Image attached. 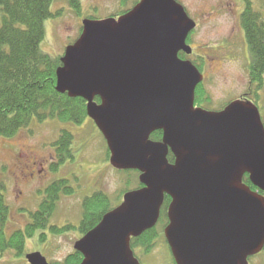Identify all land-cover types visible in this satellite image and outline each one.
<instances>
[{
    "label": "water",
    "instance_id": "95a60500",
    "mask_svg": "<svg viewBox=\"0 0 264 264\" xmlns=\"http://www.w3.org/2000/svg\"><path fill=\"white\" fill-rule=\"evenodd\" d=\"M196 26L177 0H140L119 17L85 19L61 58L56 90L87 101L111 164L140 171L143 184L75 243L80 264H140L131 239L156 226L165 194L177 264H248L264 248V196L243 182L249 174L264 192L261 114L242 99L222 111L195 107L204 76L179 53H193ZM26 258L50 264L41 252Z\"/></svg>",
    "mask_w": 264,
    "mask_h": 264
},
{
    "label": "rangeland",
    "instance_id": "374dc122",
    "mask_svg": "<svg viewBox=\"0 0 264 264\" xmlns=\"http://www.w3.org/2000/svg\"><path fill=\"white\" fill-rule=\"evenodd\" d=\"M132 1L122 7L121 0H80L81 14L78 15L69 0H56L51 10L60 14L46 20L43 51L63 55L79 38L85 19H107L123 9H132L136 5ZM178 1L198 23L189 37L194 47L189 59L201 66L206 76L203 86L208 97L203 98L202 105L218 110L259 86L257 97L251 95V98L264 123V81L261 84L252 78L250 52L241 25L245 3L242 0ZM253 7L264 18V0H253ZM63 130L74 136L73 156L53 168V144ZM63 179L68 181L73 193L61 195L48 226L27 239L22 256L7 251L0 256V264H29L26 255L34 252H41L50 264H64L67 255L74 251L76 241L83 236L79 226L85 198L100 192L108 198L109 208H115L125 191L137 188L140 182L136 170L118 169L111 164L107 141L90 117L82 123L61 119L40 122L33 118L14 137L0 138V192L11 208L6 232L9 223L11 229H24L32 221V212L40 208L43 190L53 181ZM156 238L149 251L141 246L135 249L140 264H175L164 235ZM248 261L264 264V252Z\"/></svg>",
    "mask_w": 264,
    "mask_h": 264
},
{
    "label": "trees",
    "instance_id": "16d2710c",
    "mask_svg": "<svg viewBox=\"0 0 264 264\" xmlns=\"http://www.w3.org/2000/svg\"><path fill=\"white\" fill-rule=\"evenodd\" d=\"M56 0H0V138L14 137L19 131L28 126L33 118L43 122L48 119H61L82 123L87 117V102L81 97H70L56 90L57 69L62 65L63 55H51L42 49V42L46 36L45 23L51 17L59 15L51 8ZM132 0H121V6H127ZM245 8L241 13V25L245 40L249 48L251 63L250 73L255 81L262 82L264 77V18L253 7V0H242ZM76 13L81 14L80 0H69ZM137 4L139 0H133ZM129 11L123 9L117 17ZM186 58L187 55L180 54ZM250 90L247 96L255 95L257 91ZM207 96L203 83L196 92V101L202 105ZM208 97V96H207ZM100 101L99 98H96ZM162 132L152 134L153 139H161ZM73 134L63 130L54 142L57 160L52 163L53 168L73 156ZM107 155L110 151L107 148ZM169 160L174 161V155L169 154ZM244 182L252 186L249 176ZM142 186L139 183L140 187ZM67 180H55L43 190L40 208L32 212V221L24 230H17L11 235L6 232L11 208L6 196L0 192V253L15 249L18 256H22L25 249L26 237H31L40 228L48 226L50 217L57 206L62 194H71ZM171 198L166 195L161 209L160 224L168 223V208ZM108 198L100 192L85 198L84 214L80 223L82 234L93 229L103 215L113 208H109ZM56 231L55 227L53 228ZM160 236L156 228L132 238L131 247L141 246L149 251L154 246L156 237ZM43 240L44 238L41 237ZM83 255L78 251L69 253L65 264H79ZM175 262V261H174ZM176 264V263H175Z\"/></svg>",
    "mask_w": 264,
    "mask_h": 264
},
{
    "label": "flooded vegetation",
    "instance_id": "af4514ba",
    "mask_svg": "<svg viewBox=\"0 0 264 264\" xmlns=\"http://www.w3.org/2000/svg\"><path fill=\"white\" fill-rule=\"evenodd\" d=\"M194 48V47H193ZM194 51V50H193ZM193 55V54H192ZM202 73H203V71H201ZM203 75H204V79L206 78V76H205V74L203 73ZM246 95V94H245ZM245 95H243V96H240V98H246V97H249V96H245ZM195 105L196 106H203V105H199V104H197V103H195ZM203 107H205V106H203ZM205 108H208V109H211V108H209V107H205ZM163 135V134H162ZM153 139V138H152ZM153 140H155V141H161L162 140V136H161V139H153ZM57 155H56V152H54L53 154H51V158H52V163H54V162H56V160H57V157H56ZM54 160V161H53ZM31 222V220L29 221V222H27L25 225L27 226L29 223ZM161 222H158V224L156 225V231H158L159 232V234L160 235H164L165 233V227H166V225L169 223V221H168V223L165 225V226H163L162 224H160ZM11 223H9V231L7 232V234H9V235H11L13 232H15V231H17V230H24V229H11L10 228V225ZM18 224V223H17ZM18 225H23L22 223H19ZM7 226H8V223H7V225H6V230H7ZM25 226V227H26ZM159 228H161V230L159 229ZM11 230V231H10ZM36 233V232H35ZM35 233H33L32 235H31V237L35 234ZM83 235V234H82ZM31 237H26V242H27V239H29V238H31ZM74 250H75V248H74ZM8 251H13L15 254H16V250L15 249H10V250H8ZM7 253V251L6 252H3V253H0V256H3V255H5Z\"/></svg>",
    "mask_w": 264,
    "mask_h": 264
}]
</instances>
